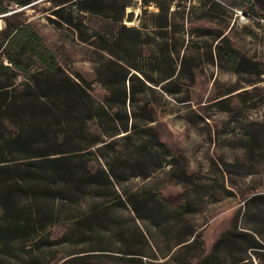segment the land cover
I'll use <instances>...</instances> for the list:
<instances>
[{
	"label": "rangeland",
	"instance_id": "rangeland-1",
	"mask_svg": "<svg viewBox=\"0 0 264 264\" xmlns=\"http://www.w3.org/2000/svg\"><path fill=\"white\" fill-rule=\"evenodd\" d=\"M63 1L9 2L0 51L28 25L96 100L115 78L109 51L143 72L131 68L134 96L112 108L127 133L81 152L111 166V185L67 205L45 244L0 248V264H197L216 242L208 264H264V0H119L130 2L119 20L111 1L102 14ZM119 31L135 48L115 45ZM230 46L234 63L217 54Z\"/></svg>",
	"mask_w": 264,
	"mask_h": 264
},
{
	"label": "trees",
	"instance_id": "trees-1",
	"mask_svg": "<svg viewBox=\"0 0 264 264\" xmlns=\"http://www.w3.org/2000/svg\"><path fill=\"white\" fill-rule=\"evenodd\" d=\"M30 1L0 0V13L8 10L9 2L23 5ZM108 1L116 4L114 19H121L129 1L74 0L73 4L77 11L102 14ZM123 28L139 33L137 28ZM15 39L19 45H4L0 51V248L9 251L31 241L45 244V239L50 240L52 226L69 208L67 205L77 204L111 185V166H97L81 152L104 141L105 136L127 133V114L122 120L112 108L125 107L127 93L129 98L134 96L125 87L127 76H135L131 68L143 72L135 61L109 51L114 59L110 61L116 66L115 78L104 81L106 94L96 100L82 79L66 73L28 25L16 26L6 33V44ZM114 41L123 50L136 46V40L129 44L120 31ZM217 54L229 62L237 61L231 46L225 53L217 50ZM34 58L41 65L33 66ZM174 72V68L170 69L156 82L172 77ZM162 200L160 196L156 198L157 202ZM74 220H70L71 224L76 223ZM192 236L191 240L180 238L176 245L187 248L194 239H200L199 233ZM250 238L257 244L253 235ZM216 246L218 242L205 261L197 264H208L207 258L214 255ZM179 264L191 262L186 258Z\"/></svg>",
	"mask_w": 264,
	"mask_h": 264
}]
</instances>
